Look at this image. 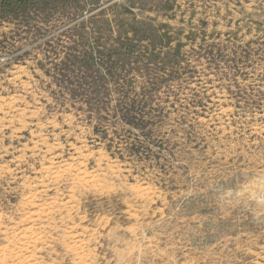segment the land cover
Segmentation results:
<instances>
[{"label":"rangeland","instance_id":"rangeland-1","mask_svg":"<svg viewBox=\"0 0 264 264\" xmlns=\"http://www.w3.org/2000/svg\"><path fill=\"white\" fill-rule=\"evenodd\" d=\"M0 254L264 264V0H0Z\"/></svg>","mask_w":264,"mask_h":264},{"label":"bare ground","instance_id":"bare-ground-1","mask_svg":"<svg viewBox=\"0 0 264 264\" xmlns=\"http://www.w3.org/2000/svg\"><path fill=\"white\" fill-rule=\"evenodd\" d=\"M34 240V239H33ZM26 241V240H25ZM21 243H22V241H21ZM18 247V246H17ZM20 247V246H19ZM8 251V250H7ZM1 255V254H0Z\"/></svg>","mask_w":264,"mask_h":264}]
</instances>
